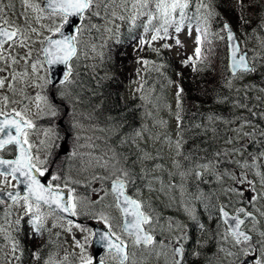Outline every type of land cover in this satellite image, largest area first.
<instances>
[{"label":"rangeland","instance_id":"1","mask_svg":"<svg viewBox=\"0 0 264 264\" xmlns=\"http://www.w3.org/2000/svg\"><path fill=\"white\" fill-rule=\"evenodd\" d=\"M228 1L231 7H241L243 4L241 0L240 2L239 0ZM8 2L9 0L0 1V3L5 5ZM36 2L42 4V0H36ZM209 2L212 7L211 3L215 2V0H209ZM261 2L264 4V0H261ZM12 3L14 4V8L7 9V19L22 30L25 28L26 34L30 36V40L26 42L27 47L32 39L39 41L41 45L44 37L52 34L47 31V28H55L60 24V19L54 17L53 21L56 24L54 25V22H47L44 23L43 28L41 26L42 19L37 21L35 18L37 15H40L39 13L26 9L21 0H12ZM256 7L261 11L260 4L256 5ZM112 10L115 11L117 17L123 16L124 19L114 18L110 13L106 15L100 8L96 9V11L101 12L100 16H89L85 29L77 35L81 48L77 57L72 61L71 67L76 72L84 68L87 72L108 76L114 70L102 73V68L110 55L114 57L117 52L122 50L127 54H132V59L126 62L125 66H121L120 69L116 68L114 72L119 71L124 73L123 101L135 107L137 111L136 120L131 128L130 123L132 120H128L123 127L112 126V122L108 126L97 117V112L86 109L83 106L85 101L79 95L74 94L71 85L65 87L62 94L68 95L73 99L72 133L70 136L71 156L68 173L66 171L65 177L61 178L63 174L58 171L57 176L60 179L57 182L63 184L61 186H64L67 180H71V183H77L72 187L68 185L67 188L73 189V194L80 198L79 216H87L88 218L100 220L98 218L99 214L103 213L110 218V222L116 226L117 234L121 235V238L128 243L130 253L133 251L137 253L136 257H130L128 264H132L133 260L137 261V264H140V253L143 251V248H133L130 239L120 232L121 213L115 207H108V205L114 203L113 197L108 195L103 200H100V197L104 195V191L110 190V182L93 179L94 176L103 177L108 175L107 170L100 165L104 161H110L114 156L120 161L122 167L127 168L132 173L129 184L131 185L133 196L136 198L137 190H139L141 193L140 199L151 200L155 214L160 219V226L165 228V231L162 232L157 227V231L154 232L158 236L157 242L163 240L165 244L170 245L172 236L179 235L176 231L172 233V236L168 235L166 228L169 220L187 225L186 232L188 239L183 244L184 247L188 241L191 244L185 247L187 255L184 257L183 264H202L200 241L203 234L209 236L207 239L210 242H216L217 236L219 241V244L216 245L217 249L214 251L207 252L206 246H203L204 256L210 255L208 257L210 259L205 264H240L247 254L254 256L256 259L255 264L258 260L261 261V264H264V247L260 243L264 241V236L260 235V233H264V215H261V213H264V187L261 186L259 178L251 168L247 169L248 179L255 181V192L251 191L246 183L234 184L227 176H223L220 167H218L219 161H223L227 166V172L242 173L244 169L238 167L236 161L250 160L251 157L259 156V153L264 152V135H261L264 132V93L259 91V89L264 88V59H261V57H264V47L260 43L264 39V28L255 32L234 29L238 35L242 50L248 52V57L251 59L254 55L258 54L257 59L254 61L257 69L256 72L246 76L243 80L235 81V84L239 88H242L244 85L254 84L256 85L255 89L247 92L246 95L244 92L237 95L234 89L231 90L230 94L226 96L227 105L220 107L221 113L219 114L205 111L199 114L191 112L186 117L185 114L188 113V108L190 107L185 101L186 97H184L183 91L181 96L182 110L179 112V115L182 117V128L184 131L182 145L179 150L182 155L178 156L175 141L181 137L179 135L176 136L177 133H171V136L175 139L174 144L170 148L165 149L170 145L168 139H165V137H168V134L165 132L167 126L169 128H177L176 92L178 87L183 88L181 79L178 78L180 70L176 71L173 69L176 64L182 65L183 70H186L187 67L190 68L191 64L190 66L189 64L185 65L183 61L194 55L196 47L195 28L192 27L189 33L188 27H185L178 34L173 29H169L168 39L151 41L153 32H144V24L147 21L146 16L138 17L135 23L131 22L133 15L131 0H129L127 5H122L121 0H117L116 6ZM22 13L27 15V21L21 15ZM42 15L46 16L47 20V12ZM256 15H258L257 12ZM29 25L31 28H36L40 35L31 32ZM261 25H264V17ZM142 38L150 41L151 46L149 44L142 45L140 43ZM176 38L180 40V45L175 43ZM209 42L213 41L209 39ZM165 43L171 47L164 48L163 45ZM16 51L19 50L17 49ZM214 55L219 58L218 53ZM143 60H147L150 63L144 65L142 63ZM221 63L220 60L219 63L215 64L217 70L222 71ZM42 69L43 67L39 66L40 75L43 74ZM166 69H168V73ZM260 71H262V76L258 77ZM72 81L75 82L76 80L73 78L71 79ZM118 83L120 84V81ZM42 86L43 84L38 88L40 89ZM7 89L8 94H10V88ZM81 90L80 87L79 92ZM236 101L246 104L252 111L249 112L247 108L235 107ZM191 110L196 111L195 108ZM208 115H214L221 119L214 120L206 129L204 126L209 125V121L207 120ZM258 116V121L261 120V123L254 120V117ZM159 121H166L167 124L161 125ZM245 121H250L251 124L241 129V133L253 132L255 129V134L251 137L237 134L236 130L240 129L241 124ZM194 124H200L201 127L197 129L193 127ZM126 126L129 129H126ZM137 133H140V135H137ZM207 133L212 138V143L202 145L200 141L203 137L205 138ZM196 135L199 138V144L195 148L193 146L190 148L187 141ZM30 138L33 144L37 146L41 145V156L45 155L48 145H51L55 140V136L46 135L44 131L30 136ZM229 138H233L234 142L232 144L226 143ZM42 141L43 143H41ZM232 145L234 146L232 147ZM233 148H240V152L233 153ZM220 151H226L228 154L217 158L215 153ZM185 157H191V160H186ZM174 161H178L180 166L176 167ZM206 161H213L215 167L211 172L196 169L203 173L202 176L206 175L202 181H199L194 174H189L183 178L179 175L180 172L195 168L196 164ZM258 163L261 172H264V158H260ZM145 169H147V174L144 172ZM217 174L222 175L221 181L216 179ZM156 177L160 179H154ZM161 181H163L164 185H167L171 181L178 186L177 189L170 193V195L176 197V200L169 201L168 197L159 191ZM149 184L157 191L149 192L147 187ZM3 185L9 184H0V187ZM180 185H183L187 190V194L183 198L180 195ZM82 187L85 189H82ZM229 187H238L237 189H242V192L238 195L229 193L226 196L223 190ZM197 192L205 195L214 193V195L210 196L207 200H203V202L198 200V203H196V200H193L192 196L197 194ZM258 193L260 194L259 198L254 202H250L251 197ZM181 199L196 210L199 204L205 208L202 212L197 210L198 213H196L198 222L204 224V229H201L199 226H196L195 230L191 229L195 225H192L188 221L190 218L183 211V206L179 203ZM95 201L100 202L93 203ZM219 203L228 204V209L230 210L244 205L248 212L253 213L255 219H249V224L245 228L254 236L250 243L234 245L232 237L224 239L227 235V227L222 222L219 213L215 214L213 212L215 208L217 209L216 206ZM206 204L210 208L209 211L205 207ZM20 208H22V205H19L14 212L10 210L7 214L0 216V243L4 256V261H1L0 264H18L24 257L28 258L29 264H40V259H43L42 257L39 259L34 257V253H37L34 245L39 242V235L34 232L30 223L27 228V235L33 237V242L30 246L24 248L20 245L21 239L14 236L24 226V216L20 214L23 211H18ZM42 212L45 213L44 226L50 229V236L56 240L57 246L56 251L53 252L52 249L47 252L45 246V261L51 258L55 261V264H80L81 249L75 246L73 238L75 237V240L84 243L85 236H88L89 239L85 243L83 255L92 258L91 242L93 235H90V233H93V230L90 226L79 224L87 231H81L79 228L72 226V230L69 232L66 230L69 227L67 220L60 219L57 215L47 214L48 210L42 209ZM17 220H19V224L16 223ZM216 220L219 222V226L216 224ZM75 224L77 223H73V225ZM250 229L251 231H249ZM13 241L18 245L15 256L19 257V259L14 258L12 254ZM221 249L224 251H221ZM155 250H159V243H157ZM229 251L233 253L232 256L227 255ZM194 252H199L200 255L194 256ZM145 255L147 258L143 261V264H171L170 254L168 256L161 255L158 259L154 254L149 255L146 253ZM65 256H67V260H65ZM113 257L112 253H107L104 256V260L111 264L116 261L119 264V261ZM45 261H43V264H45Z\"/></svg>","mask_w":264,"mask_h":264},{"label":"snow or ice","instance_id":"2","mask_svg":"<svg viewBox=\"0 0 264 264\" xmlns=\"http://www.w3.org/2000/svg\"><path fill=\"white\" fill-rule=\"evenodd\" d=\"M117 0H42V4L36 2V0H21V3L24 5L26 9H31L32 11L39 13L35 18L39 21L42 18H45L42 14L47 12V18L58 17L60 19V24L58 27L52 28L48 27L47 31L52 33L53 35L57 33H61V29L64 25L69 24V18L72 16H78L83 20L85 18V14L100 16L101 12L96 11L97 8L103 10V12L107 14H111L112 17L123 20V16H116L115 11L112 9L116 6ZM129 0H121L122 5H127ZM14 4L12 0H9L8 4L5 5L0 3V61H3L6 65L9 64V59L11 60V65H15L18 63L14 56H6L5 52V44L10 42V46H19V47H27V41L30 40V36L26 34V30H22L20 27L14 25V23H10L7 19V9H13ZM131 9L133 15L131 17V22L135 23V20L140 16H146L147 21L144 24V32L148 33L149 31L153 32L151 36V41L156 40H166L169 38V29H173L175 33H180L185 27H188L189 33L193 27V22L195 23V31L197 32L196 36V47L194 49V55L192 57H188L187 60L183 61L185 65L191 63L193 71H200L202 69L198 68V64H204L207 66L208 64V54H210V49L206 54L202 49V45L204 41L207 39L209 33L210 20L216 15L215 10L210 6L209 0H131ZM191 13V14H190ZM24 19L27 21L28 17L26 14L22 13ZM244 23H248V21L244 20L243 16L240 17ZM264 28V25H262ZM222 30L227 34V40L230 44V63L228 65V71L230 73V77L225 80L224 86L230 90H235L237 95L241 92H244L245 95L247 92L252 91L256 88V85H244L242 88L236 86L235 81L243 80L246 76L256 72V66L254 61L257 59V55H254L251 59L248 57L247 51L241 52L240 45L237 42V38L234 32L231 29V26L227 23L223 24ZM80 31L79 29L77 30ZM255 31V30H254ZM31 32L40 35L36 28H31ZM218 35V34H217ZM20 36L19 44L17 45V41L14 39L15 37ZM222 38V37H221ZM45 46L41 49L44 60H37L31 63V70L33 73H38V65L43 67L44 64H56V63H65L68 62L77 55V38L76 36H63L61 39H53L52 36H46L41 41ZM140 43L149 44L151 46L150 41H146L143 38ZM175 43L180 45V40L176 38ZM261 46L264 47V39L260 41ZM164 48L171 47L169 44L165 43L163 45ZM31 49L27 52V54L21 59L24 60L25 65L27 66L29 61L31 60ZM264 59V57H261ZM142 63L144 65H148L150 62L147 60H143ZM9 65V66H11ZM5 71L4 68H0V73ZM69 71V75H70ZM28 75L27 68L22 73H17L13 71L11 73V81L7 83V87L15 91L14 82L19 78L23 79ZM68 75L65 76V81H68ZM7 77L0 78V89L6 86ZM41 79H43L41 77ZM171 83V81H169ZM39 87L38 84L35 85ZM183 88L177 89L176 92V108H177V128L178 135L181 137L177 141H175L177 148V155H182L179 151L182 145L183 140V128H182V117L179 115V112L182 110V93ZM260 92L264 93V88L259 89ZM4 101L5 107H7L9 101L8 96L2 97ZM27 99V97H25ZM42 97L39 95L36 96V100H41ZM227 100V97L220 98L217 102L224 103ZM39 108V104L36 105ZM235 107L239 108H247L249 112H251V108L240 101H236L234 104ZM14 113V117H19V119L13 118L10 113L0 111V116H4L5 119L0 121V151L5 149L6 145H15L18 148V155L15 159H4L0 156V184H9L15 192L13 191H4V189L0 188V194L7 197L8 200H11L13 203H20L23 201L22 207L24 209V214L29 216V223L32 225L34 232L39 235L41 233V229L44 227V217L45 213L42 212L43 208H47L48 213L50 215H57L59 212L70 213L72 216H77L79 214L78 209L80 207L81 201L80 198L76 197L73 192V189H69V196L67 200H65L64 193L59 184H48L45 186L40 182L37 178V174L39 176H44L47 171L43 165L46 161H43L39 158L38 155L32 154V148L34 147L28 140V132L26 129H31L34 127L33 122L30 119H27L25 115L21 111L12 110ZM51 115L55 116L56 112L53 110ZM217 119H221L220 117H216L214 115H208L207 120L209 121V125H205L204 127L207 129L210 124ZM161 125H166V121H159ZM250 121H245L241 124L240 129H237V134H242L246 137H251L255 134V129L253 132H244L241 133V129L245 126L250 125ZM193 127L200 128V124H194ZM10 129H15V135H13ZM8 130V131H6ZM214 131V129H213ZM47 135V133H46ZM140 135V133H137ZM264 135V132L261 133ZM171 143L169 137H165ZM234 142L233 138H229L226 143L232 144ZM43 143V141L41 142ZM243 147V145H241ZM233 153H239L240 148H233ZM228 153L226 151H220L215 153L217 158L221 156H226ZM147 158V157H145ZM260 158H264V152L259 153V156H253L251 159H244L243 161H236L238 167L244 169L242 173H233V172H225L223 176H227L230 180L234 182V184H247L249 189L255 192V181L248 179L247 169L251 168L254 170V174L259 178V182L262 187H264V172H261L260 165L258 160ZM186 160H191V157H185ZM176 167H179V162L174 161ZM101 167L105 168L108 172V175L103 177L94 176L93 179L99 180H107L110 182V190L104 191V195L100 197V200H103L105 196L111 195L113 197V204L108 205V207H115L121 213L122 222L120 224V232L125 234L129 239L133 246V248L139 249L143 248V251L140 253L141 261L140 264H143V261L146 260V253L151 255L154 254L158 259L161 255L171 256V264H183L184 257V244L183 242L188 239L186 228L187 225L180 224L178 222H174L169 220L167 222L166 231L169 236H172L174 231L178 232L179 235L172 236L171 244H165L163 240L157 242L156 237L153 235L155 231H157V227H159L160 231H165L164 227L160 226V219L155 214V209L152 205L151 200H142L140 199V191L137 190L136 198H133L131 195H128L126 192L128 183L130 182V178L132 173L125 167L120 165V161L116 159V157H112L110 161H104ZM159 167V165H157ZM215 167L213 161H206L204 163H199L195 165V168H190L185 172H180L179 175L181 178L194 174L197 178H201L203 173L196 169H203L205 171L211 172ZM145 174H147V169L144 170ZM171 175V174H170ZM11 177V180L8 178ZM59 176H52L53 181L59 180ZM154 179L159 180V177ZM216 179L218 181L222 180V175L217 174ZM11 181H16L15 184H12ZM23 186L26 189V194L21 195L20 187ZM68 186V182L65 181L64 187ZM149 192L157 191L155 188L149 184L148 186ZM177 185L173 182H169L167 185H164L163 181H161V187L159 191L165 194L169 201L176 200L174 195H170L175 189H177ZM180 195L183 198L187 194V190L183 187V185L179 186ZM242 192V189H237L235 187H229L223 190L224 195H228L229 193L238 195ZM213 194H202L197 192V194L192 196L193 200H207ZM259 193L253 197H251L250 202H254L259 198ZM3 199H0V203H4ZM100 201H95L93 203H99ZM179 203L183 206V211L189 216L190 220L194 223H199L197 220V216L195 213V208L189 206V204L185 203L183 199L179 201ZM228 204H218L216 207L218 209L220 218L225 225H228L227 235L224 239L228 237H232L234 240V245L247 244L252 241V237L248 235L245 231L242 230V225L245 224V219L242 217H248L255 219L251 212H248L245 208L239 207L235 209V212L238 215H230V213L226 210L228 208ZM207 207V204L205 205ZM264 215V213H261ZM63 219V217H59ZM101 221H103L106 226V231L101 233H90V235L98 236L99 241L103 242L105 246L109 249L110 252H113L114 259L119 261V264H128L130 257H136L137 253L133 251L132 253L128 252V243L124 239L121 238V235L117 234L116 226L110 222V218L100 213L98 217ZM233 222V223H230ZM258 223V221H256ZM19 224V220L16 221ZM69 227L66 229L71 232L72 226L79 228L81 231H87L82 228L81 225L75 224L73 225V221H68ZM55 227V225H53ZM199 227L204 229V224L199 223ZM251 231V229L249 230ZM261 236H264V233H260ZM113 237L115 238L113 240ZM75 246L81 249V261L80 264H92V258L83 255V251L85 248V243L88 241L89 237H84V243L79 240H75ZM157 243H159V250L156 251ZM262 247H264V241L260 242ZM18 245L15 241L12 244V254L14 258L19 259V257L15 256ZM151 250V251H150ZM221 251H224L221 249ZM194 256H199V252H194ZM227 255L232 256V252H227ZM34 257L39 259V253H34ZM65 260H67V256H65ZM45 264H55L51 258L45 261ZM99 264H104V261L101 260ZM132 264H137V261L133 260ZM256 264H261V261H257Z\"/></svg>","mask_w":264,"mask_h":264},{"label":"trees","instance_id":"3","mask_svg":"<svg viewBox=\"0 0 264 264\" xmlns=\"http://www.w3.org/2000/svg\"><path fill=\"white\" fill-rule=\"evenodd\" d=\"M243 2L241 7H231L228 0H215L212 2V8L215 10L216 15L210 20L209 33L207 39L204 41L202 45V49L205 53H208L210 49V54H208V64L207 66L204 64H198L197 67L202 69L200 71H193V68L190 66L187 67L186 70L182 69V65H175L173 70H180L178 74V78L181 79L182 87L184 90V97L188 108L187 114L195 113L199 114L202 112H213V113H221L220 107L226 106L227 101L224 103H218L217 101L226 97L230 94V89L224 86V82L226 79L230 77V73L228 71L227 66V42H226V32L222 30L223 24L226 22H230V25L234 27L236 30H244L247 32H255L256 30L262 29L261 22L264 17V4H262L261 0H241ZM240 2V0H239ZM260 4L259 11L256 5ZM240 6V5H239ZM256 12L258 15H256ZM191 14V13H190ZM89 14H86V22L89 19ZM241 16H243L244 20L248 21V23H244L241 20ZM86 22H84V26L82 28L85 29ZM193 27L195 28V23L193 22ZM255 30V31H254ZM218 34V35H217ZM222 37V38H221ZM209 39L213 42H209ZM216 41V42H214ZM219 41V42H218ZM212 43V44H211ZM80 46L81 43L79 42ZM208 44V45H207ZM207 45V46H206ZM81 48V47H80ZM80 50V49H79ZM121 50V49H120ZM165 53V52H164ZM218 53L219 58H217L214 54ZM132 54H127L123 50L117 52V54L112 57L110 55L107 58L106 62L103 65L102 73H106L112 71L117 68H121V66H125L126 62L132 59ZM192 57V56H191ZM221 60L222 71L217 70L215 64L219 63ZM165 70V68H164ZM112 72L108 76L105 74H93L91 72H87L84 70L74 71L71 79H75V82H70L72 86V90L74 89V94H77L82 98L84 102V107L89 110H93L97 112V117L102 120L106 125L109 126L111 123L112 126L116 125L118 127H123L126 125L128 120H132L130 123V128L134 124L136 120L137 111L135 107L130 103H125L123 101L122 89L124 86V73L122 72ZM168 73V69H166ZM172 75V73H170ZM262 76V71L258 73V77ZM120 81V84L118 83ZM81 92H79V89ZM87 89V92H86ZM92 92V94H91ZM95 95V96H94ZM195 108L196 111H192L191 109ZM258 117H254L256 122H260ZM190 120V119H189ZM192 120V119H191ZM137 124V122H136ZM126 129H129L126 126ZM196 135L195 137L189 138L187 144L190 145V148L193 146L194 148L199 144V138ZM206 138V139H205ZM203 137L200 142L202 145L211 144L212 138L207 133ZM209 149V148H208ZM209 154V153H208ZM212 156V155H211ZM69 187L76 185L77 183H71V180H67ZM58 184V182H57ZM65 184V183H64ZM63 185V184H60ZM80 186V185H79ZM81 187V186H80ZM79 187V188H80ZM82 189H85L82 187ZM81 189V192H82ZM219 222L216 220V224ZM28 225L22 227L21 231L16 233L15 238H20L24 242L23 247L30 246L33 242V237H29L27 235ZM50 229L46 226L41 229V233L39 234V242L34 245L36 252L39 253L40 264H43L45 261V246L47 252L52 249L56 251V240L51 238ZM212 236V235H210ZM209 236L203 234L202 240L200 241V258L202 259V264H205L210 258L209 256H204V245L207 248V252L214 251L216 245L219 244L218 236L217 241L210 242L207 239ZM215 237V234H214ZM203 247V250H202ZM202 250V252H201ZM206 252V253H207ZM52 254V253H51ZM29 264L28 258L24 257L19 261L18 264Z\"/></svg>","mask_w":264,"mask_h":264},{"label":"flooded vegetation","instance_id":"4","mask_svg":"<svg viewBox=\"0 0 264 264\" xmlns=\"http://www.w3.org/2000/svg\"><path fill=\"white\" fill-rule=\"evenodd\" d=\"M1 1V0H0ZM34 12V11H33ZM87 14V13H86ZM86 14L85 18L83 19V22L80 26V33L82 31V28L84 26V22H86ZM46 18V16H44ZM45 18H42L41 20V26L44 28V23L50 22L51 18H47L46 21ZM54 18V17H53ZM45 20V21H44ZM53 23V20L51 21ZM56 22L54 21V25ZM30 26V25H29ZM31 28V26H30ZM25 30V28H24ZM27 33V32H26ZM29 33V32H28ZM56 35V34H55ZM78 35V34H77ZM49 36H54L53 34H50ZM20 36L15 37L14 39L17 41V45L19 44ZM77 38V36H76ZM77 48L78 52L80 49L79 39L77 38ZM45 45L39 41H36L32 39L29 42V45L27 48L19 47V46H10V42L8 44H5V49L7 51L5 52L6 56H14L18 63L15 65H11V60L9 59V64L6 65L3 61H0V68H4L5 71L3 73H0V78L7 77L6 80V86L2 89H0V111L8 112L11 114L13 118L19 119V117H14V113L12 112L13 109L16 111H21L27 119H30L34 127L31 129H26L28 132V140L29 142L34 146L32 148V154L38 155L39 158L43 161H46V163L43 165L44 168L47 169L44 176H39L37 174L38 178L44 179L47 177V174H49L48 181L49 184H57V181L52 180V176L56 175L57 172L60 171L63 175L61 178H64L66 175V171L68 173L69 169V160L71 156V147H70V136L72 133V112H73V99L72 97L68 95H63V91L65 87L68 85L70 86L71 77L74 73L73 68L71 67L72 61L76 58H73L71 62L69 63V67L72 68V75L70 78H68L67 82L64 83H57L53 84L50 79V67L47 64H44L42 69V75L39 74V65H38V73H33L31 70V63L35 62L37 60L43 61L44 55L41 51V49ZM18 47V48H16ZM19 51H16V50ZM31 49L32 55L31 60L29 61L28 65H25V62L21 57L25 56L27 52ZM11 65V66H9ZM25 68H27L28 75L26 77H23V79L19 78L14 82L15 91L10 89L11 93L8 94V87L7 83L11 81V74L13 71L17 73H22ZM41 77L43 79H41ZM38 84L39 86L43 84L42 88H38L35 85ZM74 91V89H73ZM39 95L42 97L41 100L37 101L36 96ZM8 96L9 97V103L7 107L4 105V101L2 97ZM27 97V99H25ZM37 104H39V108H37ZM56 112V115H51L52 111ZM4 116H0V121L4 120ZM12 133H15V129H10ZM41 131H44L48 135L55 136V140L51 145H48V149L46 150V153L44 156H41L40 153L42 152L41 145L37 146L33 144L32 139L30 136L37 135ZM59 142V143H57ZM67 143V147L69 148L70 152L68 153H61L62 150H64V144ZM18 155V148L15 145H6L5 149L0 151V156L4 158H16ZM221 173H225L227 171V166L223 163V161H219V166ZM211 175V173H210ZM206 175L202 176L201 178H198L199 181H202V179ZM2 179V178H0ZM11 180V177L8 178ZM197 179V178H196ZM12 184H15L16 181H11ZM59 184V183H58ZM60 185V184H59ZM61 186V185H60ZM63 187V186H61ZM2 189H10L12 188L10 185H3L0 187ZM238 188V187H237ZM128 192H131V187L127 186ZM202 192V189H201ZM203 202V200H201ZM196 203H198V200H196ZM23 201L21 200L20 203H0V216H3L8 213V211L13 210V212L17 209L19 205H22ZM221 204V203H219ZM239 207L245 208L244 205H240ZM237 207V208H239ZM208 211L210 210L209 206L206 208ZM228 209V208H227ZM246 209V208H245ZM43 210H47V208H43ZM197 210L203 211L205 210L204 207L201 206V204L198 205ZM195 209V213H198ZM230 212L235 213L234 210L228 209ZM19 212L23 211V213H20L24 216V224L28 225L29 222V216L24 214L23 207L18 210ZM12 212V213H13ZM16 212V213H19ZM211 212V211H210ZM213 212L215 214L219 213L218 209H214ZM253 214V213H252ZM166 217V216H165ZM81 219H83L84 222L81 224H86L87 216H80ZM251 219V218H250ZM198 220V218H197ZM193 226L191 229L195 230L196 226H199V223H194L191 220H188ZM249 224V218L246 220L245 224L243 225L244 228H247ZM254 238V236H253ZM20 239V238H19ZM191 242L188 241L185 247L190 246ZM24 246V242L21 239V244ZM184 247V249H185ZM25 248V247H24ZM51 250V249H50ZM113 254V253H112ZM114 255V254H113ZM186 250L184 252V257L186 256ZM183 257V260H184ZM244 260H251V262L248 261L247 264H255V258L254 256L247 254L240 262V264H246ZM4 261V256L2 254V245L0 243V262ZM112 264H117V262H113Z\"/></svg>","mask_w":264,"mask_h":264},{"label":"water","instance_id":"5","mask_svg":"<svg viewBox=\"0 0 264 264\" xmlns=\"http://www.w3.org/2000/svg\"><path fill=\"white\" fill-rule=\"evenodd\" d=\"M69 20H70V23L64 25V27L61 29V33H57L56 35L52 36L53 39H61L62 35L63 36H76L77 35V33H78L77 30L78 29L80 30V26H81L83 20H81V18L78 17V16H72V17L69 18ZM227 24H229V23H227ZM231 29H232V31L234 32V34H235V36L237 38V42L240 45L241 52H245V51L242 50V47H241L240 41L238 39V36H237V34H236V32H235V30L233 29L232 26H231ZM226 36H227V34H226ZM227 44H228V65H229V63H230V44H229L228 40H227ZM77 52H78V48H77ZM71 60L68 62V64H65V63H56V64H52V65L47 64L50 67V79H51L53 84L62 83V81H65V76L66 75H68V77L70 78V76L72 74V69L69 67V63L71 62ZM69 71L71 73L70 75H69ZM6 131H8V130H6ZM13 135H15V133H13ZM0 138H2V137H0ZM68 152H70V150H69V148L67 146H65L64 150L61 151V153H68ZM4 159H15V158H4ZM48 176H49V174H47V177ZM47 177L44 178V179H41V178H38V177L37 178L40 180V182L42 184L47 186L49 184V181H48ZM61 189H62V191L64 193L65 200H67V198L69 196V189H67V188H61ZM4 191L5 192L6 191L15 192V189H13V188L4 189ZM20 191H21V195L26 194V189L23 186L20 187ZM126 192H127V189H126ZM127 194L130 195L128 192H127ZM133 198H135V197H133ZM0 199H3L5 201V203H8V204L12 203L11 200H8L7 197L2 195V194H0ZM226 210L230 213V215H238V213H236V212L232 213L228 209H226ZM57 214L59 216L65 218L68 221L71 220L73 222H82V220L78 216H72L70 213L59 212ZM242 218L245 219V221L248 219V217H242ZM230 223H233V222L230 221ZM88 224L93 228L94 233H101V232L106 231V226L101 221H88ZM226 227L228 228V225H226ZM241 227H242V230L245 231L248 235H250L251 237L253 236L250 232L246 231L243 228V225ZM153 235L156 237L155 234H153ZM114 239L115 238L113 237V240ZM127 250L129 252V247H128ZM106 251H109V249L105 246V244L103 242L99 241L98 236H94L93 235L92 245H91V253H92V257H93L92 264H99V262L102 260L101 259L102 255ZM248 261L251 262V260H244V262L246 264L248 263ZM104 264H110V263L104 261Z\"/></svg>","mask_w":264,"mask_h":264},{"label":"bare ground","instance_id":"6","mask_svg":"<svg viewBox=\"0 0 264 264\" xmlns=\"http://www.w3.org/2000/svg\"><path fill=\"white\" fill-rule=\"evenodd\" d=\"M45 19H46V18H45ZM53 19H54V18H51V21H52ZM47 20H48V19H47ZM47 20H46V21H47ZM44 21H45V20H44ZM51 21H50V23H51ZM53 22H54V21H53ZM43 26H44V25H43ZM222 120H223V119H222ZM126 128H127V127H126ZM224 142H225V140H224ZM64 146H67V143H65ZM221 150H222V149H221ZM183 158H184V157H183ZM191 163H192V162H191ZM187 164H188V163H187ZM201 188H202V187H201ZM203 188H204V187H203ZM214 199H215V198H214ZM213 201H214V200H213ZM209 204H210V203H209ZM207 205H208V204H207Z\"/></svg>","mask_w":264,"mask_h":264}]
</instances>
